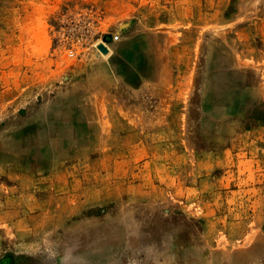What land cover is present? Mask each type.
<instances>
[{
    "label": "rangeland",
    "instance_id": "1",
    "mask_svg": "<svg viewBox=\"0 0 264 264\" xmlns=\"http://www.w3.org/2000/svg\"><path fill=\"white\" fill-rule=\"evenodd\" d=\"M0 264H264V0H0Z\"/></svg>",
    "mask_w": 264,
    "mask_h": 264
},
{
    "label": "built area",
    "instance_id": "2",
    "mask_svg": "<svg viewBox=\"0 0 264 264\" xmlns=\"http://www.w3.org/2000/svg\"><path fill=\"white\" fill-rule=\"evenodd\" d=\"M117 38H118V35H114V39H117ZM69 54H70V55H73V51L70 50V51H69Z\"/></svg>",
    "mask_w": 264,
    "mask_h": 264
}]
</instances>
